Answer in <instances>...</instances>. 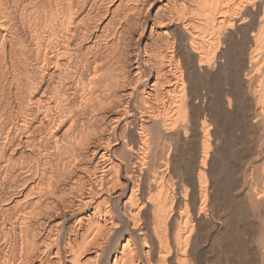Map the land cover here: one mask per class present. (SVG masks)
I'll return each mask as SVG.
<instances>
[{"label":"bare ground","instance_id":"6f19581e","mask_svg":"<svg viewBox=\"0 0 264 264\" xmlns=\"http://www.w3.org/2000/svg\"><path fill=\"white\" fill-rule=\"evenodd\" d=\"M0 264H264V0H0Z\"/></svg>","mask_w":264,"mask_h":264},{"label":"rangeland","instance_id":"374dc122","mask_svg":"<svg viewBox=\"0 0 264 264\" xmlns=\"http://www.w3.org/2000/svg\"><path fill=\"white\" fill-rule=\"evenodd\" d=\"M248 222H249V223L251 222V223H250V225H249V223H248ZM248 222H247L248 224H246V225H249V229H251V228H250V226L252 225V226H251V227H252V229H251V230H253V229L255 230V231H254L253 238H254V240H256V238H257L256 236H258V234L260 235V233H259V231H258V230H257V231H258V232H257V231H256V229H255V228H253V227H254V226H253L254 224H252V222H253V221L249 220ZM253 223H254V222H253ZM247 228H248V227H246V229H247ZM251 230H249V231H248V229H247L248 233H250V232H251V233H253V231H251ZM255 232H256V233H255ZM255 234H257V235L255 236ZM254 236H255V237H254Z\"/></svg>","mask_w":264,"mask_h":264}]
</instances>
